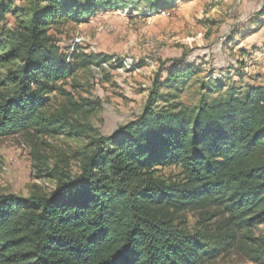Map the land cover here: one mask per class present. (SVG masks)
<instances>
[{"label":"trees","instance_id":"16d2710c","mask_svg":"<svg viewBox=\"0 0 264 264\" xmlns=\"http://www.w3.org/2000/svg\"><path fill=\"white\" fill-rule=\"evenodd\" d=\"M18 1L0 0V138L75 134L71 122L82 106L61 83L112 60L65 54L51 30L113 10L157 14L177 2L28 0L25 9ZM162 73L135 121L88 137L77 174L49 171L53 193L0 196V264H204L236 247L264 264V234L253 233L264 225V85L237 89L210 74L200 89L220 97L201 93L187 108L157 91L180 93L200 65L171 60ZM52 95L67 105L47 115ZM158 100L171 104L156 107ZM170 167L180 169L175 179L158 175ZM189 213L199 217L193 229Z\"/></svg>","mask_w":264,"mask_h":264},{"label":"rangeland","instance_id":"374dc122","mask_svg":"<svg viewBox=\"0 0 264 264\" xmlns=\"http://www.w3.org/2000/svg\"><path fill=\"white\" fill-rule=\"evenodd\" d=\"M28 5V0H19L15 6L27 9ZM164 12L157 17L145 10H113L50 31L65 54L71 52L74 39L81 37L83 42L75 48L79 54L112 60L80 70L61 83L72 101L82 106L71 122L76 135L66 131L44 136L30 130L0 138V196H49L56 188L49 171L57 168L61 179L77 174L78 154L86 148L88 137L109 136L135 121L146 108L158 76L165 78L162 67L171 60L185 58L186 64H198L202 70L180 86V93L157 91L165 97L176 96L172 102L187 108L198 104L204 93L200 85L210 83V74L216 75L213 80L222 79L223 84L237 89L264 85V0H177ZM7 21L12 26L15 19L9 16ZM125 61L130 62L129 67ZM207 96L215 99L220 94ZM163 102L158 100L154 106L171 104ZM66 105L64 97L52 95L45 112L54 114ZM43 160L47 166L42 165ZM179 174L177 167L158 172L164 179ZM186 219L190 229L198 226L197 214H186ZM219 219L207 224L214 225ZM253 233L264 234V225ZM204 264L254 263L236 247Z\"/></svg>","mask_w":264,"mask_h":264},{"label":"built area","instance_id":"2783aa9c","mask_svg":"<svg viewBox=\"0 0 264 264\" xmlns=\"http://www.w3.org/2000/svg\"><path fill=\"white\" fill-rule=\"evenodd\" d=\"M165 15V12L164 11H160L156 14V16H164ZM83 42V38L81 37H78V38H75L74 41H73V44H72V47H71V52L76 48L77 45L81 44ZM124 64L126 65V67H129L130 65V62H127L125 61Z\"/></svg>","mask_w":264,"mask_h":264}]
</instances>
